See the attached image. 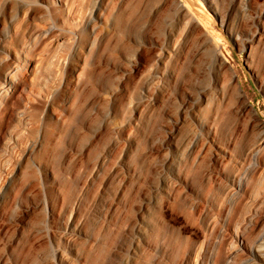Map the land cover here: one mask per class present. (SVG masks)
Instances as JSON below:
<instances>
[{"label": "rangeland", "instance_id": "1", "mask_svg": "<svg viewBox=\"0 0 264 264\" xmlns=\"http://www.w3.org/2000/svg\"><path fill=\"white\" fill-rule=\"evenodd\" d=\"M261 251L264 0H0V264Z\"/></svg>", "mask_w": 264, "mask_h": 264}, {"label": "bare ground", "instance_id": "2", "mask_svg": "<svg viewBox=\"0 0 264 264\" xmlns=\"http://www.w3.org/2000/svg\"><path fill=\"white\" fill-rule=\"evenodd\" d=\"M204 12H205V11H204ZM209 15H210V14H209ZM209 15H208V16H209ZM257 154H258V153L256 152V153H255L256 157H257ZM260 249H261V248H260ZM261 250H262V249H261ZM259 255H260L261 258L264 259V253H263L262 251L259 252ZM257 256H258V255H257Z\"/></svg>", "mask_w": 264, "mask_h": 264}]
</instances>
